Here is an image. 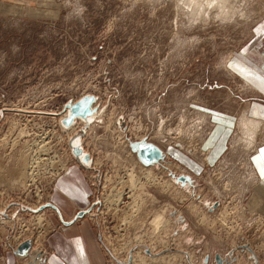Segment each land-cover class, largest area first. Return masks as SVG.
Masks as SVG:
<instances>
[{"label": "rangeland", "instance_id": "374dc122", "mask_svg": "<svg viewBox=\"0 0 264 264\" xmlns=\"http://www.w3.org/2000/svg\"><path fill=\"white\" fill-rule=\"evenodd\" d=\"M35 1L0 9L1 247L45 264L58 180L85 166L70 148L80 138L92 160L81 166L93 191L84 216L104 264H264L262 180L250 165L264 118L243 132L251 103L241 110L256 97L229 65L264 0ZM89 96L96 124L69 133L67 105ZM211 110L236 119L206 142ZM141 139L166 158L144 166L131 147ZM159 214L169 222L156 232Z\"/></svg>", "mask_w": 264, "mask_h": 264}, {"label": "crops", "instance_id": "0c3cea01", "mask_svg": "<svg viewBox=\"0 0 264 264\" xmlns=\"http://www.w3.org/2000/svg\"><path fill=\"white\" fill-rule=\"evenodd\" d=\"M38 2L16 0L14 3H8L0 0V9L2 4L15 7L19 5L33 6L32 3L35 5ZM229 65H232L235 77H239L242 83L246 82V86L250 88L248 92L253 93L256 97L253 100L246 99L241 111L243 112L251 103L248 110L250 118L253 121H262L259 118H264V17L253 28L250 41L234 54L233 61ZM241 101L242 98L238 103ZM242 112H238L237 118ZM209 114L212 116L211 121L214 123V128L206 142L215 135L217 140V131L226 129L227 125L234 126L236 119L231 114L221 113L219 110H211ZM227 143L228 140L225 141L224 146H219L221 154L228 150ZM221 154L217 155V159L221 158L220 161L225 157H221ZM183 155L199 169L196 171L195 168L185 166L193 173L200 172L202 166L187 155ZM250 165L262 180L258 181L257 188L259 192H262L260 196L264 197V144L251 157ZM82 168L78 165L74 166L68 175L66 174L62 180H58L56 185L52 202L60 214L57 211L55 215L48 212V217L55 228L45 241L46 248L43 247V250L48 254L45 264H104L105 258L99 244V234L95 223L88 217L89 215L76 218L79 212L89 209L90 197L93 193ZM253 188L251 187L252 194ZM54 199L59 204H56ZM64 222L70 223L66 225L63 224ZM0 250V264H27L28 259L22 260L18 256L16 257L11 250H5L1 245Z\"/></svg>", "mask_w": 264, "mask_h": 264}, {"label": "water", "instance_id": "95a60500", "mask_svg": "<svg viewBox=\"0 0 264 264\" xmlns=\"http://www.w3.org/2000/svg\"><path fill=\"white\" fill-rule=\"evenodd\" d=\"M95 99L94 97H84L80 101L72 104L69 103L67 105V109L70 110L69 117L63 121V124L68 126L73 123L74 119L77 117H82L84 119L88 118L90 115L93 114L92 105L94 104ZM131 147L134 152L137 153L138 158L140 161L146 165L149 166L151 164H154L156 162H159L160 160L164 159L163 152L154 144L147 143L145 140H142L140 142L132 143ZM75 153L77 156H82L81 149L79 147H74ZM84 161H88V156H84ZM56 208V206H55ZM57 209V208H56ZM84 216L83 212H79L76 216V218H81ZM67 225V222H64ZM27 246L26 243L23 245V247L19 250V255L26 256L27 252ZM37 258L32 257V260L29 264H37Z\"/></svg>", "mask_w": 264, "mask_h": 264}, {"label": "bare ground", "instance_id": "6f19581e", "mask_svg": "<svg viewBox=\"0 0 264 264\" xmlns=\"http://www.w3.org/2000/svg\"><path fill=\"white\" fill-rule=\"evenodd\" d=\"M215 1H217V0H203V1H200V3L201 4H203L204 2L205 3H207L209 6H212L213 5V2H215ZM194 2V1H193ZM199 2V1H198ZM197 3V2H196ZM201 4L199 5V6H201ZM204 5V4H203ZM209 6H208V8H209ZM204 7V6H203ZM202 9V8H201ZM199 10H200V7H199ZM72 104H74V103H72ZM95 104V103H94ZM94 104L92 105V110L94 111L93 112V114L92 115H90L88 118H86V119H84V118H82V117H77V118H75L74 119V121H73V123L72 124H70V125H68V126H66V125H64L63 124V121L64 120H66L68 117H69V115H70V110L69 109H65V118L62 120V124L64 125V128L65 129H67V130H69V129H71V131L69 132V133H72L75 129H72V127L74 126V125H76L77 124V122L78 121H82L84 124H85V127H88L90 124L92 125V124H94L95 122H94V120H97V118H98V116H99V113H98V111H96L94 108H93V106H94ZM94 122V123H93ZM260 122H258V121H253L252 119H243V121H242V127L244 128V133L245 134H252L253 132H255V131H253V129H254V127H252L253 125H258ZM96 124V123H95ZM90 125V126H91ZM242 127H241V129H242ZM68 134V133H67ZM124 134V133H123ZM141 140H143V139H141ZM140 140V141H141ZM139 141V142H140ZM146 141V140H145ZM84 142V141H83ZM147 142V141H146ZM136 143V142H135ZM147 143H149V142H147ZM79 147V146H81L82 148H81V153L83 154L82 155V157H78L77 155H76V157H77V160L80 162V165L82 164L81 162H83L84 164H85V166L84 165H81V166H83V167H85V168H88V166L89 165H91L92 166V160H90L91 162H89V163H86L85 161H84V156L85 155H89V153L85 150V148H84V145H83V143H82V141L80 140V138H77V139H75L72 143H71V145H70V148H71V151H74V147ZM82 149H84V150H82ZM163 152V151H162ZM163 155H164V159L166 158V156H165V154L163 153ZM164 159H162V160H160L159 162H156V163H154V164H151V165H149V166H152V165H155V164H158V163H160L161 161H163ZM87 165V166H86ZM144 165V164H143ZM144 166H146V165H144ZM149 166H147V167H149ZM90 168V167H89ZM151 168V167H150ZM151 170V169H150ZM135 175V173H131L130 175H129V183L130 184H132V188H133V185H135V183L137 182L136 181V177L134 176ZM146 177H151L153 180H155L154 179V177L152 176V174H151V172L148 170V172H147V175H146ZM136 181V182H135ZM152 181V180H151ZM156 181V180H155ZM128 182V181H127ZM131 186V185H130ZM135 187V186H134ZM167 187V186H166ZM121 197H122V195H120V196H118L117 198H111L110 197V199H109V201L112 203V202H121ZM107 198H109V197H107ZM106 203V202H105ZM86 211H83V213H85ZM39 218V217H38ZM78 219V218H77ZM168 220H167V218H165V215L164 214H159V215H157V217L153 220V223H152V225H153V227H154V229H155V231L157 232H159V231H162V229L168 224ZM155 232V233H156ZM152 237V236H151ZM142 261V260H141ZM154 261V260H153ZM155 262V261H154Z\"/></svg>", "mask_w": 264, "mask_h": 264}]
</instances>
